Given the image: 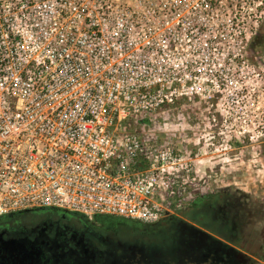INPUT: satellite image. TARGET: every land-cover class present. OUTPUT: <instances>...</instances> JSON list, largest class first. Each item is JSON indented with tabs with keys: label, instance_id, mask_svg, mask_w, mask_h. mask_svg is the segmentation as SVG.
<instances>
[{
	"label": "built area",
	"instance_id": "2783aa9c",
	"mask_svg": "<svg viewBox=\"0 0 264 264\" xmlns=\"http://www.w3.org/2000/svg\"><path fill=\"white\" fill-rule=\"evenodd\" d=\"M263 23L264 0H0V217L180 218L201 162L131 123L201 101L222 144L264 143Z\"/></svg>",
	"mask_w": 264,
	"mask_h": 264
},
{
	"label": "flooded vegetation",
	"instance_id": "af4514ba",
	"mask_svg": "<svg viewBox=\"0 0 264 264\" xmlns=\"http://www.w3.org/2000/svg\"><path fill=\"white\" fill-rule=\"evenodd\" d=\"M252 45V50L264 49V25ZM241 201L221 207L213 218L216 225L204 218L205 227L191 223L197 253L183 256L177 246L171 263L165 262L164 248L156 246L159 232L150 228L105 217L89 221L55 209H38L48 214L35 219L24 217L30 211L2 216L0 264H255L259 260L252 254L264 253V241L257 246L260 238L250 232V223L264 217V204L258 202V212L250 214Z\"/></svg>",
	"mask_w": 264,
	"mask_h": 264
},
{
	"label": "rangeland",
	"instance_id": "374dc122",
	"mask_svg": "<svg viewBox=\"0 0 264 264\" xmlns=\"http://www.w3.org/2000/svg\"><path fill=\"white\" fill-rule=\"evenodd\" d=\"M252 49L253 45L251 44L248 51L250 61L261 70H264V49L259 51ZM167 113L170 114V118L168 117L170 121H172L171 119H178V121L174 120V126L169 128V134L171 132L170 136H175L178 139L182 134L181 140L183 139L184 142L189 141L194 144L190 153L193 156H197V160L201 162L199 165V175L196 176L197 181L206 175V183L204 185L200 184L191 193L190 200H192L191 198L194 200L200 195L206 196L220 191H223V195L228 193L230 197H240L237 192H241L249 198L246 205L248 212L250 214L258 212L256 209L258 202L264 204V146L249 142L245 144L231 143L227 146L222 144L216 136L218 128L213 126V124H208L210 119L208 106L201 101H194L190 105L181 103ZM156 119L159 122H163L159 116L154 117V120ZM130 129L132 133H141L139 125ZM210 136H214L217 139L211 142L215 146L205 141ZM220 145L222 148L219 147ZM179 149L185 153H189V151H185L183 148ZM47 214L46 210H35L27 212L24 214V217L35 219ZM179 217L183 218L181 214ZM256 217L253 218L254 223H250V230L253 226L250 232H252L254 237L260 238L257 245L259 246L264 241V217ZM252 255L255 259L264 262V253L258 254V256H255L257 254Z\"/></svg>",
	"mask_w": 264,
	"mask_h": 264
},
{
	"label": "trees",
	"instance_id": "16d2710c",
	"mask_svg": "<svg viewBox=\"0 0 264 264\" xmlns=\"http://www.w3.org/2000/svg\"><path fill=\"white\" fill-rule=\"evenodd\" d=\"M190 104L191 103H187L186 105H190ZM168 117L170 118L169 113L167 114V119L162 122L161 126L155 127L153 124L154 118L149 117L144 120L132 122L130 128L131 127L134 128L136 127V125H139L141 133L140 134L136 133V134L142 135L143 137L159 145H163V146L171 145L175 148H183L185 149V151L191 152L192 148L194 147V144L189 141L184 142L183 139L181 140L180 137H182V134L180 135L178 139L175 136H170L171 132L169 134V131H170L169 128L173 127L174 126L173 121L174 120L178 121V119H171L172 121H170ZM164 132H168V133H164ZM197 188L198 187L193 189L191 193ZM222 192L223 191H220L216 194H211V195H206V196L200 195L194 200L193 198H191L192 200H189L186 202L185 209L180 212L183 218H176V217L168 218V219L162 220L152 225L143 224L138 221L120 219V218H111V217H105V218H111V219H117L119 221H124L126 223H129L137 227L138 229L139 228H142V229L150 228L152 230L159 232V236H158L159 242L156 244V246L164 248V252H165L164 256L167 257L166 258L167 260H165V262L171 263L172 255L175 249L177 248V246L180 247L181 254L183 256H188L191 253H197V251L195 250L193 252V248L196 247L195 242L198 239H195L197 235H193L196 231L190 225L191 223H198L202 225L203 227H205L203 222L200 221L201 218H204V219H207L208 225L215 224L213 218L217 215V211L221 207L230 205L237 199L242 200L241 204H244V205L248 204V202L247 203L245 202V199H249L248 196L245 194H242L241 192H237L238 195H240V197L238 196L230 197L228 193L223 195ZM227 238L229 237L227 236Z\"/></svg>",
	"mask_w": 264,
	"mask_h": 264
}]
</instances>
